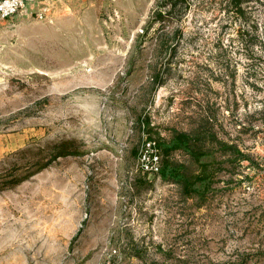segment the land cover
Returning a JSON list of instances; mask_svg holds the SVG:
<instances>
[{
  "label": "rangeland",
  "instance_id": "1",
  "mask_svg": "<svg viewBox=\"0 0 264 264\" xmlns=\"http://www.w3.org/2000/svg\"><path fill=\"white\" fill-rule=\"evenodd\" d=\"M164 1L0 16V179L17 148L81 150L0 189V264H264V0ZM205 111L249 159L196 206L137 154Z\"/></svg>",
  "mask_w": 264,
  "mask_h": 264
},
{
  "label": "trees",
  "instance_id": "2",
  "mask_svg": "<svg viewBox=\"0 0 264 264\" xmlns=\"http://www.w3.org/2000/svg\"><path fill=\"white\" fill-rule=\"evenodd\" d=\"M184 1L168 0L170 6L167 11L173 13L175 8L180 9L183 7ZM229 2L237 12L240 11V0H230ZM175 13L177 14V12ZM156 14L161 16L159 12ZM211 119V116L205 111L197 123L191 127L184 130L171 128L167 138L153 141L154 147L159 151V167L155 173L162 181L175 185L183 198L193 199L196 206L203 203L207 187L218 170L224 169L225 172H228L225 180L228 182L235 166L240 165L242 159H249L248 154L234 142L217 136ZM139 123L142 126L147 125L146 120L145 122L139 120ZM29 150L28 146H23L12 151L15 156L24 157L25 154L26 156L18 161L15 158L5 169L1 175L0 189L15 185L45 167L56 157L81 153L78 144L71 138L47 142L28 153ZM135 151L136 147L132 148L133 155ZM173 151H178L180 157H172L170 154Z\"/></svg>",
  "mask_w": 264,
  "mask_h": 264
},
{
  "label": "built area",
  "instance_id": "3",
  "mask_svg": "<svg viewBox=\"0 0 264 264\" xmlns=\"http://www.w3.org/2000/svg\"><path fill=\"white\" fill-rule=\"evenodd\" d=\"M25 1L31 0H0V16L5 17L24 7ZM39 4L38 8L33 11L37 18L49 16L50 2L49 0H36ZM137 161L142 170L148 172H156L158 170V155L155 152L154 142L146 141L140 145L137 154Z\"/></svg>",
  "mask_w": 264,
  "mask_h": 264
}]
</instances>
